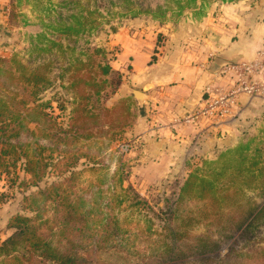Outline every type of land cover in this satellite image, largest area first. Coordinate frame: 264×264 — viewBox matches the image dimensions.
<instances>
[{
	"label": "rangeland",
	"instance_id": "374dc122",
	"mask_svg": "<svg viewBox=\"0 0 264 264\" xmlns=\"http://www.w3.org/2000/svg\"><path fill=\"white\" fill-rule=\"evenodd\" d=\"M78 1L96 10L95 21L84 33L61 37L62 48L40 51L48 43L38 40L41 34L58 38L46 25L68 22L80 8L72 0H31L35 12L31 23L14 37L13 52L0 55V232L5 231L0 244L15 231L8 227L13 217L34 215L25 197L62 181L61 169H69L76 173L70 185L76 193L73 199L82 197L86 212L84 220L71 222L89 226L84 239L78 230L67 232L68 239L76 242L69 249L84 256L86 264H111L106 260H113L115 253L120 257L117 264H220L226 259L234 262L236 257L243 264H264V258L246 257L264 248V111L250 126L245 125L246 132L234 147L206 158L194 153L180 161L173 173H162L168 169L164 160L147 156L137 160L136 154H144V144L129 133L130 119L124 124L122 113L114 108L117 76L102 72L108 64L114 69V51L105 43L124 19L131 18L127 8L140 11L135 18L166 25L181 21L190 12L199 18L212 6L240 0H179V4L178 0ZM179 6H184L183 11ZM156 38L160 44L165 35ZM46 64L48 68H42ZM36 69L50 82L37 86L39 100L35 102L34 88L19 77H28ZM74 122L79 126L76 133L68 131ZM24 155L46 159L39 187L23 169ZM50 157L59 161L53 163ZM196 170L216 188L229 187L231 199L223 205L231 200L238 203L235 211L224 209L220 223L214 204L199 196L184 204L189 217L178 218L180 190ZM49 204L46 216L53 215ZM252 204H256L252 214L236 227L234 221ZM228 212L234 218L225 217ZM206 239L217 242L218 249L211 251L213 243ZM197 251L209 252L192 255Z\"/></svg>",
	"mask_w": 264,
	"mask_h": 264
},
{
	"label": "crops",
	"instance_id": "0c3cea01",
	"mask_svg": "<svg viewBox=\"0 0 264 264\" xmlns=\"http://www.w3.org/2000/svg\"><path fill=\"white\" fill-rule=\"evenodd\" d=\"M34 14L31 0H0V55L13 52L14 37L31 23ZM160 33L165 40L158 44ZM105 45L114 51V69L123 74L113 101L127 98L135 106L129 133L144 144V154H136L137 160L144 156L164 160L170 169L162 173H173L189 155L206 158L234 147L245 134V125L250 126L264 111V96L242 94L232 114L218 123L174 121L203 104L207 87L227 85L225 67L215 74L209 72L215 57L226 59L229 65L259 57L264 47V0L212 6L199 18L190 12L181 21L166 25L126 18ZM133 89L145 94L142 106ZM4 233L0 232L1 239Z\"/></svg>",
	"mask_w": 264,
	"mask_h": 264
},
{
	"label": "trees",
	"instance_id": "16d2710c",
	"mask_svg": "<svg viewBox=\"0 0 264 264\" xmlns=\"http://www.w3.org/2000/svg\"><path fill=\"white\" fill-rule=\"evenodd\" d=\"M189 1L195 3V0ZM72 2L74 5L77 4V7L80 8L79 12L69 16L70 21L68 22H60L57 25H46V27H51L57 33L58 38L57 40H52L50 38H46V35L41 34L38 40L41 39V41L44 40L48 43L44 44L42 48H39L40 51H49L54 46L62 48L63 44L60 41L61 37H70L78 35L79 33L82 34L84 33L87 25L95 21L94 14L96 10H91L89 7L82 5L78 0H72ZM87 2L88 1H86V3ZM125 2L130 1L125 0ZM177 3L179 4L180 1L178 0ZM179 8L183 11L184 6H179ZM127 9V13H130L131 18L137 17L140 13V11H135L132 7ZM11 61L19 64L22 69L27 70V67L22 65L19 61L15 59H12ZM49 64H46L42 68L47 69ZM35 71L30 72L28 77L20 75L19 78L24 79V81L23 79L22 81L25 85H30L34 88L32 94L36 96L33 99V101L36 102L39 100L37 97V86H39L40 83H42V86L46 85L50 82V80L46 78L44 75L45 73L43 74L40 71L37 72V69ZM102 72L104 75L115 74L117 76V86L120 85L123 77V74L120 71L114 70L112 66L108 64L103 67ZM36 106L39 107L40 104H36ZM134 107L133 101L127 98L121 99L115 103L114 106L116 110L122 113V118L126 120L124 121V124L128 121V119H130L128 128L132 127L136 117V110ZM78 127L74 122L68 131L76 133ZM21 159L25 163L23 166L24 171L30 175L31 182L38 186V181L41 180L44 175L41 165L46 159L42 157H38L37 159L31 157L28 158L27 155H24V158ZM50 159L53 163L59 161L58 159H53V157H50ZM2 161L3 160L0 159V165H2ZM61 172L63 177L62 181L54 182L46 188H38V191L25 197L27 207L34 211L33 216L16 215L9 221L8 227L13 228L15 231L0 244V264H86L84 256L69 249V246H74L76 242L69 240L67 236V232L72 229L78 230L82 239L88 235V224H84L82 227H79L75 226L71 222L74 219L84 220V217L86 216V212L83 210L84 199L82 197L73 199L76 193H72L74 186L70 185L75 182L76 173L69 169H61ZM65 173L68 174L65 175ZM231 194L232 193L229 191V187L218 189L210 180H204V178L198 174V170L195 172L193 171L189 174L186 182L180 190L177 206L178 218L182 220L181 216L183 215L189 217V214L183 209L185 206L184 204L187 202L188 198H190L191 201H194L195 198H198L199 196L200 199H207L209 200L208 203L214 204L215 219L217 218L218 223H220L222 216L225 213L224 209L229 208V210L235 211V206L238 205L237 202L233 203L232 200L229 202L230 204L227 203L226 205H223V203L231 199ZM237 201L242 204L241 200ZM47 202L51 203L48 206H51L50 209L53 211V215L46 216L48 213ZM252 205L245 209L237 221H234V223H236V227L242 226L252 214L256 204ZM59 216H61V219H59ZM227 216L232 217L231 212L225 214V217ZM232 218H234V216ZM182 227L183 224L181 223L178 228V235L179 233H182ZM206 240L213 243L210 246L211 251L218 249L219 244L217 242H213L210 239ZM81 247L85 249L83 242ZM192 247L194 248V246ZM205 252L209 251H197L192 255H203ZM252 253V255L248 253L246 257H248V259L252 256L253 258H264V248H257ZM119 258V254L115 253L113 260L107 259L106 261L111 264H117L120 261L118 260ZM222 263L243 264L241 259L238 260L237 257L234 262L226 259L225 261L220 262V264Z\"/></svg>",
	"mask_w": 264,
	"mask_h": 264
},
{
	"label": "built area",
	"instance_id": "2783aa9c",
	"mask_svg": "<svg viewBox=\"0 0 264 264\" xmlns=\"http://www.w3.org/2000/svg\"><path fill=\"white\" fill-rule=\"evenodd\" d=\"M222 70L229 78L227 85L207 87L203 104L192 113L175 118L174 121L183 124L200 120L218 123L232 114L242 94L264 96V47L255 60L232 63Z\"/></svg>",
	"mask_w": 264,
	"mask_h": 264
},
{
	"label": "water",
	"instance_id": "95a60500",
	"mask_svg": "<svg viewBox=\"0 0 264 264\" xmlns=\"http://www.w3.org/2000/svg\"><path fill=\"white\" fill-rule=\"evenodd\" d=\"M228 65H229V61H227L226 59L221 57H215L212 60V64L209 68V72L215 74L219 72L223 67H226ZM131 92L138 101L139 105L142 106L144 102L145 94L142 91L136 89H133Z\"/></svg>",
	"mask_w": 264,
	"mask_h": 264
}]
</instances>
